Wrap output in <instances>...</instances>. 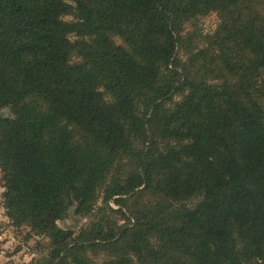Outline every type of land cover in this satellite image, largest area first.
<instances>
[{
    "label": "trees",
    "instance_id": "16d2710c",
    "mask_svg": "<svg viewBox=\"0 0 264 264\" xmlns=\"http://www.w3.org/2000/svg\"><path fill=\"white\" fill-rule=\"evenodd\" d=\"M0 105L3 204L49 264H264V0H0Z\"/></svg>",
    "mask_w": 264,
    "mask_h": 264
},
{
    "label": "rangeland",
    "instance_id": "374dc122",
    "mask_svg": "<svg viewBox=\"0 0 264 264\" xmlns=\"http://www.w3.org/2000/svg\"><path fill=\"white\" fill-rule=\"evenodd\" d=\"M217 23L218 17L215 13L199 19V26L203 33L212 32ZM71 38L74 37L71 36ZM112 39L116 44H122L118 36H113ZM11 118H13V114L9 106L0 105V119L9 120ZM4 184V173L0 168V264H49L51 239L48 233L35 230L26 224L14 225L12 223L10 214L3 204ZM109 205L118 208L112 201H109ZM97 206H104L101 198H99ZM101 213L103 211L99 212L98 215ZM105 216L110 221H119V224L125 222L122 218H117L115 213L108 212L105 213ZM90 220L89 216L76 214L75 204H73L69 206L64 216L56 221V224L64 230H71L72 234L69 238L71 241ZM105 227H107V223ZM76 255L80 260H86L89 264H100L106 257V251L92 250L91 248L78 249Z\"/></svg>",
    "mask_w": 264,
    "mask_h": 264
}]
</instances>
